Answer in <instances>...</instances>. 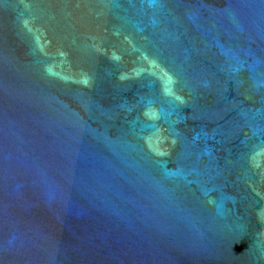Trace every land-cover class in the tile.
<instances>
[{
	"label": "water",
	"instance_id": "1",
	"mask_svg": "<svg viewBox=\"0 0 264 264\" xmlns=\"http://www.w3.org/2000/svg\"><path fill=\"white\" fill-rule=\"evenodd\" d=\"M0 264H264V0H0Z\"/></svg>",
	"mask_w": 264,
	"mask_h": 264
}]
</instances>
